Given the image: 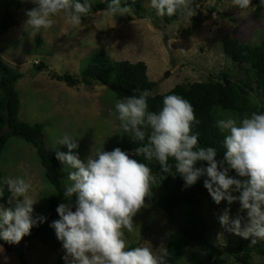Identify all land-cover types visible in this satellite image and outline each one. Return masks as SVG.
<instances>
[{
    "label": "rangeland",
    "instance_id": "rangeland-1",
    "mask_svg": "<svg viewBox=\"0 0 264 264\" xmlns=\"http://www.w3.org/2000/svg\"><path fill=\"white\" fill-rule=\"evenodd\" d=\"M100 1L103 0H95V3ZM262 5L259 16L255 17L253 4L240 9L232 0H193L195 15L188 17L180 13L176 20L166 24L147 0L142 16L97 12L85 15L82 25L73 28L61 12L53 18L50 29L36 32L25 26V10L34 5L20 0H0V16L9 8L18 21L17 26L0 35V58L23 75L15 84L20 100L19 119L29 124H42L44 146L51 151H68L66 145L59 144L65 135L76 139L79 147L73 151L86 160L92 152L111 147L116 140L120 121L113 115L115 95L101 85L67 87L63 82L51 80L47 71H37L34 67L37 63H44L48 70L58 74L69 73L78 78L95 51L114 61L144 62L146 75L155 84L153 94H164L179 84L215 79L222 72L237 81L243 78V73L223 55L221 43L226 37L250 45L264 41V2ZM37 38L42 41L38 47ZM252 98L264 106L262 95L254 93ZM216 112L222 114V118L233 116L220 109ZM0 173L1 187L5 191H8L4 185L7 178L22 177L30 182L32 187L28 195L37 201L33 215L39 216L46 211L55 192L47 183L31 145L17 138L9 139L0 156ZM67 175L63 165L61 181L64 187L68 183ZM159 182L155 178L151 197L134 217V230H124L128 246L150 247L157 254L164 251L168 236L188 226L191 219L189 208L169 217L153 205L163 191L155 189ZM8 199L6 207L10 206ZM227 206L222 202L219 209L211 211L205 199L193 213L195 218L204 220L205 236L220 252L211 257L209 264H237L231 249L241 242L251 243V238L229 233L219 223L218 216ZM238 208V203L231 205L233 217ZM261 241L264 240L257 242ZM18 252L23 254L25 264H55L59 256L65 264H70V258H64L65 250L56 253L35 240L24 238L19 244L0 241V264H20ZM206 253L195 244L174 264H196L197 260L205 263ZM251 264H264V256L254 253Z\"/></svg>",
    "mask_w": 264,
    "mask_h": 264
},
{
    "label": "clouds",
    "instance_id": "clouds-1",
    "mask_svg": "<svg viewBox=\"0 0 264 264\" xmlns=\"http://www.w3.org/2000/svg\"><path fill=\"white\" fill-rule=\"evenodd\" d=\"M31 3L25 10V26L34 31L50 29L54 17L64 13L66 23L79 28L83 18L92 10L95 0H20ZM264 2V0H262ZM135 3V0H132ZM234 6L246 9L252 0H232ZM158 16L171 17L181 12L195 15L193 0H150ZM105 11L112 16L130 15L132 4L109 0ZM151 92L144 89L115 102L113 115L120 121L124 133L140 142L137 156L156 161L163 172H175L185 182L194 185L201 177L216 205L227 207L218 216L225 231L251 244L264 240V113L252 112L243 118L229 116L218 119L216 128L223 134V158L217 159V149L199 144V132L193 131L200 120L189 100L180 95H166L159 112L149 110ZM59 144L68 151L56 152V159L68 173L63 195L52 221L56 238L65 250L70 264H168L167 251L157 254L146 246L129 247L125 231L134 230V217L146 206L152 195L155 177L146 163L130 158L116 147L112 151L97 150L86 160L78 152L76 139L63 136ZM199 164V166H197ZM235 173L232 175L231 173ZM10 193L8 207L0 203V240L19 244L31 234L33 227L47 217L34 216L36 200L28 193L31 184L22 177L4 181ZM4 187H0V199ZM75 196V200H73ZM239 204L236 215L231 205ZM246 213V215H241Z\"/></svg>",
    "mask_w": 264,
    "mask_h": 264
},
{
    "label": "trees",
    "instance_id": "trees-1",
    "mask_svg": "<svg viewBox=\"0 0 264 264\" xmlns=\"http://www.w3.org/2000/svg\"><path fill=\"white\" fill-rule=\"evenodd\" d=\"M147 0H122L123 3L132 4L133 14L142 16L145 12L144 4ZM83 3V0H81ZM109 0H103L92 5V10L87 14L103 12L107 8ZM255 6V17L263 7L262 0H252ZM181 12L174 16H163L162 19L169 24L179 17ZM16 16L9 8H6L0 16V35L5 34L11 28L17 26ZM41 39L37 38V47L41 45ZM223 55L231 60L243 73V78L237 81L230 79L229 74L222 72L217 78L203 82H192L179 84L164 94H153L155 84L149 81L144 62L131 63L129 61H114L106 54L93 52L88 58L84 67L80 70L79 77H74L69 73L58 74L48 70L42 63H37L34 67L37 71H47L51 80L65 83L67 87L73 88L77 84L84 86L101 85L110 90L116 99H123L129 95H138L140 91L147 89L151 92L148 98L149 110L159 112L163 107V98L166 95H180L189 100L195 109V115L200 120L199 125H195L193 131L199 132V144L201 146H211L217 149V159L223 158V134L215 126V122L221 119L222 114H217V109L226 111L234 117L243 118L245 114L252 112L264 113V106L254 102L253 94L262 95L264 98V41L250 45L242 44L237 39L226 37L221 43ZM23 75L0 58V156L11 138H17L31 145L37 154L39 162L44 170V177L47 183L54 189V196L49 199L47 209L40 214L47 217V220L33 227L31 234L24 239L37 241L50 250L60 253L63 251L62 243L56 238L55 230L50 227L52 221L59 219L56 208L60 203H66L63 192L65 187L62 184L63 164L56 159V151L46 149L43 139V125L29 124L19 119L20 100L15 84ZM140 146V142L131 140L129 134L124 133L120 127L115 142L111 147L104 149L112 151L119 147L127 152L130 158L141 163H146L152 170V175L160 180L155 189H162L157 198L153 201L159 210L171 217L175 212L189 208L191 219L188 226L170 234L164 246L167 251L168 264L176 263L184 251L195 244H199L207 251L204 262L199 260L196 264H209L211 257L220 252L215 249L205 236L206 224L199 217L195 218L193 213L199 209L205 199L208 200L211 211L219 209L204 187L205 177H201L194 185L185 187V182L181 175L175 172L174 161L172 172H163L156 161L149 162L142 156L135 154V149ZM199 166V164L197 165ZM234 175V172L231 173ZM171 181V183H169ZM2 186V175L0 173V187ZM9 198V192L4 190V196L0 203L5 204ZM75 200V196H73ZM4 244L6 241L0 240ZM132 244L129 247H136ZM237 264H251L253 254L264 256V241L251 244L241 242L231 249ZM20 264H25L23 254H17ZM55 264H65L62 257H58Z\"/></svg>",
    "mask_w": 264,
    "mask_h": 264
}]
</instances>
